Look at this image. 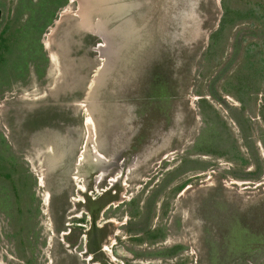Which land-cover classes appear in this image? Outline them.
Wrapping results in <instances>:
<instances>
[{
  "label": "rangeland",
  "instance_id": "1",
  "mask_svg": "<svg viewBox=\"0 0 264 264\" xmlns=\"http://www.w3.org/2000/svg\"><path fill=\"white\" fill-rule=\"evenodd\" d=\"M0 12V264H264V0Z\"/></svg>",
  "mask_w": 264,
  "mask_h": 264
},
{
  "label": "flooded vegetation",
  "instance_id": "2",
  "mask_svg": "<svg viewBox=\"0 0 264 264\" xmlns=\"http://www.w3.org/2000/svg\"><path fill=\"white\" fill-rule=\"evenodd\" d=\"M92 227H95V222L92 224ZM94 241V240H92ZM92 251H94L95 247H94V242H91V248ZM116 254L118 255L119 253L116 251ZM95 252H94V257H87L85 260H87L88 262H92V264H116L115 260L118 258H123V257H95ZM119 255H123V254H119ZM125 261V260H124Z\"/></svg>",
  "mask_w": 264,
  "mask_h": 264
},
{
  "label": "trees",
  "instance_id": "3",
  "mask_svg": "<svg viewBox=\"0 0 264 264\" xmlns=\"http://www.w3.org/2000/svg\"><path fill=\"white\" fill-rule=\"evenodd\" d=\"M226 11L228 12V14L231 13L228 9H226ZM44 13H45V12H44ZM42 15H43V14H42ZM41 17H42V16H41ZM40 20H41V18H40ZM42 29H43V28H42Z\"/></svg>",
  "mask_w": 264,
  "mask_h": 264
},
{
  "label": "water",
  "instance_id": "4",
  "mask_svg": "<svg viewBox=\"0 0 264 264\" xmlns=\"http://www.w3.org/2000/svg\"><path fill=\"white\" fill-rule=\"evenodd\" d=\"M0 16H1V12H0Z\"/></svg>",
  "mask_w": 264,
  "mask_h": 264
},
{
  "label": "bare ground",
  "instance_id": "5",
  "mask_svg": "<svg viewBox=\"0 0 264 264\" xmlns=\"http://www.w3.org/2000/svg\"><path fill=\"white\" fill-rule=\"evenodd\" d=\"M89 120V119H88ZM89 122V121H88ZM109 252V251H108Z\"/></svg>",
  "mask_w": 264,
  "mask_h": 264
}]
</instances>
